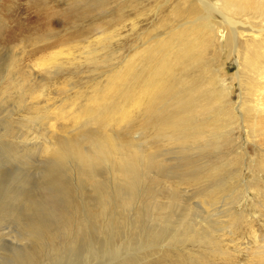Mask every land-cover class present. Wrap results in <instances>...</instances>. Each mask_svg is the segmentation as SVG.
<instances>
[{
    "label": "rangeland",
    "instance_id": "rangeland-1",
    "mask_svg": "<svg viewBox=\"0 0 264 264\" xmlns=\"http://www.w3.org/2000/svg\"><path fill=\"white\" fill-rule=\"evenodd\" d=\"M174 1L0 0V264H98L102 259H94L85 251L88 245L76 241L79 232L101 240L108 223L116 220L117 230H131L133 212L140 209V229L148 231L156 226L154 208L169 203L172 196L192 213L208 216L203 212L211 208L198 192L204 180L197 181L191 174H205L217 166L211 158L205 164L207 159L162 148L164 163L177 165L174 180L154 173L143 176L131 208L126 212L110 209L96 217L89 210L93 187L80 180L77 164L65 162L59 176H53V164L44 152L52 141L70 137L96 89L105 87L115 65L141 44L142 34L151 33L171 15ZM110 36V48L103 50L100 41ZM92 53L100 60L109 58L110 66L91 64ZM225 62L227 75L221 70L217 74L226 77L224 85L230 87L237 67L233 57ZM238 94V88H233L231 102L235 105ZM122 127L115 124L111 131L118 133ZM243 134L235 131L236 148L222 151L221 156L228 160L233 153H244L239 179L249 195L246 202L235 206L232 225L213 233L220 245L215 253L202 258L187 244L184 250L169 251L180 257L176 261H158L154 256L139 264H264L260 254L264 246V173L250 170L253 162L264 161V143ZM127 136L131 142L144 138L136 123ZM99 140L103 142L105 137L100 135ZM183 158H191L193 163L179 164ZM96 174L113 192L112 166L101 165ZM63 183L68 198L57 192ZM251 186L257 190L251 191ZM55 201L59 206H52ZM59 210L70 214L61 216ZM37 222L42 223L37 230L41 237L32 232Z\"/></svg>",
    "mask_w": 264,
    "mask_h": 264
},
{
    "label": "bare ground",
    "instance_id": "bare-ground-1",
    "mask_svg": "<svg viewBox=\"0 0 264 264\" xmlns=\"http://www.w3.org/2000/svg\"><path fill=\"white\" fill-rule=\"evenodd\" d=\"M151 1L158 4L159 0ZM171 9L162 25L142 34L141 44L113 65L116 69L105 87L96 89L70 137L52 141L44 152L53 164V176H59L65 162L77 164L80 180L93 187L94 202L89 210L96 217L110 209L126 212L131 208L143 176L154 173L174 180L177 165L164 163V147L207 159L205 164L214 160L217 166L205 174H191L197 181L204 180L198 192L211 209L202 218L172 196L169 203L154 208L156 226L148 231L140 229V209L133 212L131 230H117L116 220L108 223L101 240L79 232L76 241L86 243L85 251L94 259H102L98 264H139L154 256L158 261L173 262L180 257L169 251L184 250L187 244L202 258L214 254L220 245L213 233L232 225L235 206L246 202L249 195L239 179L244 153L232 152L228 160L221 153L236 148L235 131L264 143V0H175ZM111 38L100 41L103 50H109ZM231 57L237 71L234 85L226 87V77L217 70L226 76L225 61ZM88 60L110 66L109 58L100 60L94 53ZM235 87L239 90L237 105L231 102ZM135 123L144 138L131 142L127 131ZM115 124L123 126L118 133L111 131ZM100 135L105 137L103 142ZM192 163L191 158H183L179 164ZM104 164L115 170L113 192L96 174ZM250 170L264 173V161L253 162ZM256 190L251 186V191ZM57 192L69 197L66 184H60ZM53 204L59 206L56 201ZM58 213L70 214L67 210ZM41 224L37 222L32 230L36 237H41L37 231ZM260 254L264 255V246Z\"/></svg>",
    "mask_w": 264,
    "mask_h": 264
}]
</instances>
